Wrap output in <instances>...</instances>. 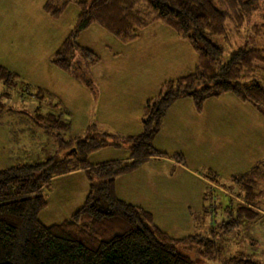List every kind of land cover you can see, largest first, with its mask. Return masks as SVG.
Here are the masks:
<instances>
[{
	"label": "rangeland",
	"instance_id": "374dc122",
	"mask_svg": "<svg viewBox=\"0 0 264 264\" xmlns=\"http://www.w3.org/2000/svg\"><path fill=\"white\" fill-rule=\"evenodd\" d=\"M44 1L0 0V66L15 75L16 84L0 114V169L43 162L57 152L58 138L46 134L29 118L39 106L46 110L45 103L34 97L38 88L54 95L53 103L59 101L56 113L70 124L69 132L61 138L84 137L92 126L96 134L102 131L118 137L135 136L141 131L146 101L155 98L166 81L192 72L197 63L192 48L161 23L140 32L139 39L130 44H122L92 26L79 35L77 42L94 52L98 62L87 66L74 51L71 61L75 68L61 72L51 61L73 28L78 9L69 5L54 20L43 11ZM263 16L264 0H259L240 29L230 33L228 43L212 38L223 52V62L245 43L251 27L260 25ZM256 45L264 50L263 35L256 37ZM153 146L169 154L181 153L185 166L170 160L146 163L116 179V196L150 212L154 223L174 239L207 236L211 228L228 219L224 209L231 195L219 194L218 190L234 194L232 177L264 160V118L250 104L229 94L206 101L200 112L190 100L182 99L166 112ZM128 156L123 148L106 147L92 153L88 160L94 165L126 161ZM42 192L47 208L38 219L50 226L81 207L88 185L83 174L61 177ZM258 192L264 215L263 180ZM263 215L244 223L230 236L214 238L223 257L244 254L264 264Z\"/></svg>",
	"mask_w": 264,
	"mask_h": 264
},
{
	"label": "trees",
	"instance_id": "16d2710c",
	"mask_svg": "<svg viewBox=\"0 0 264 264\" xmlns=\"http://www.w3.org/2000/svg\"><path fill=\"white\" fill-rule=\"evenodd\" d=\"M258 3L259 0L44 1L43 11L54 20L69 5L78 9L73 28L51 61L61 72L75 68L71 61L74 51L80 53L87 66L98 62L94 52L77 42L79 35L92 26L122 44H130L139 39L140 32L161 23L192 48L197 63L192 72L166 81L159 94L146 101L141 131L135 136L118 137L102 131L96 134L92 126L84 137L61 138L69 132L70 124L56 113L59 101L53 103L54 95L45 89L35 91L34 97L45 103L46 110L39 106L29 118L46 134L58 138L57 152L43 162L0 169V264H258L244 254L223 257L214 238L230 236L244 223L263 215L260 192H255L259 182L264 181V160L232 177L234 194L218 190L219 194L231 195L224 209L228 219L211 228L207 236L174 239L154 223L150 212L115 194L117 178L151 159H169L185 166L181 153L169 154L153 146L166 112L177 101L190 100L200 112L206 101L229 94L250 104L264 118V50L256 45V37L264 36V16L260 25L251 27V36L245 43L230 52L226 62L222 61L221 48L212 41L216 37L228 43L230 33L240 29L245 16L254 12ZM14 77L0 66V114L5 110L4 100L10 99L15 90ZM106 147L127 150L128 160L92 165L89 156ZM75 172H82L88 185L83 204L62 222L43 225L38 219L47 208L43 189L55 178Z\"/></svg>",
	"mask_w": 264,
	"mask_h": 264
},
{
	"label": "crops",
	"instance_id": "0c3cea01",
	"mask_svg": "<svg viewBox=\"0 0 264 264\" xmlns=\"http://www.w3.org/2000/svg\"><path fill=\"white\" fill-rule=\"evenodd\" d=\"M165 117V116H164ZM162 126V125H161ZM177 125H175V127H176ZM161 151V150H160ZM3 157H6L5 155L3 156ZM116 161H119V160H116ZM121 161V160H120ZM123 161V160H122ZM151 161H156V160H149L147 163H149V162H151ZM158 161H165V162H168L169 161V159H162V160H158ZM170 161H172V160H170ZM97 164H99V163H97ZM97 164H94V165H97ZM145 165V164H144ZM180 167H181V165H179ZM83 173L82 172H75V173H72V174H67V175H63V176H60V177H57V178H61V177H63V178H68V177H72V176H77V175H82ZM84 175V174H83ZM54 180H56V178L54 179Z\"/></svg>",
	"mask_w": 264,
	"mask_h": 264
}]
</instances>
